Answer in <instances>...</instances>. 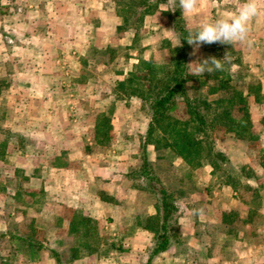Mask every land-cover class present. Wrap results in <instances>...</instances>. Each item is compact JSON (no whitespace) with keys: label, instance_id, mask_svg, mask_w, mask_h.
Segmentation results:
<instances>
[{"label":"crops","instance_id":"obj_1","mask_svg":"<svg viewBox=\"0 0 264 264\" xmlns=\"http://www.w3.org/2000/svg\"><path fill=\"white\" fill-rule=\"evenodd\" d=\"M172 2L0 0V236L5 239L0 245L2 263L132 264L123 259L126 253L134 259L144 258L146 264L154 230L144 223L159 214L157 205H147L146 211L136 216L140 221L129 231V242L108 243L107 253H100L104 242L98 241L90 249L89 241L83 237L87 230L71 228L69 224L73 215L81 222L88 221L98 210L114 207L115 197L111 199L109 195L116 194V187L122 186L121 180L132 166L117 159L106 161L98 139L101 117L107 119L113 128L110 131L120 138L117 123L132 119L135 106L142 99L132 92L117 93L116 83L125 80L128 64L138 60L139 48L134 43L141 27L159 26L167 34H175L171 15L167 22L152 21L157 3V8L171 9ZM244 2L200 0L195 14H181L185 27L193 29L203 19L209 22L235 13ZM259 3L261 13L251 23L254 57L245 70L249 79L255 78L259 83L258 97L248 90L247 99L261 108L260 115L254 117L250 113V118L256 120L260 134H264V0ZM134 13L142 15L140 23ZM153 31L149 29L148 33ZM117 48L126 50L125 67L114 70L112 66L120 58L115 53ZM144 49L145 57L148 48ZM105 51H109V58L99 59L97 53ZM145 129L136 130L143 133ZM255 170L264 171V163L259 162ZM211 171L208 177L216 178L218 175L213 176ZM250 177L245 182L252 186L253 194L261 191L256 188L257 177ZM235 187L232 181L219 179L209 194L189 192L190 197L184 193L182 199H174L178 206V235L149 264H188L186 258L191 253L190 264H205L203 260L213 264L217 257L211 255L210 249H225L228 245L236 250L238 258L232 259L233 253L231 260L218 264H264V238L254 240L258 233L264 237L263 226L252 224L250 208L254 195L250 193L240 200L233 196L239 189ZM222 190L231 193L237 206L246 208L240 215L245 221L242 231L238 229L240 235L225 227L237 212H230L231 207L223 206L222 198L215 195ZM36 201L50 204V209L63 203L69 214L68 225L64 226L58 224H63L62 214L49 213L54 220L50 240L42 236L48 233L45 222H37L43 207H34ZM195 209H203V215H192ZM258 210L264 212L260 205ZM211 220L218 225L216 242L207 236ZM59 227L72 233L81 231L84 240L63 241L58 235ZM112 234L117 239L125 233L118 229ZM146 236L151 240L144 243L142 238Z\"/></svg>","mask_w":264,"mask_h":264},{"label":"rangeland","instance_id":"obj_2","mask_svg":"<svg viewBox=\"0 0 264 264\" xmlns=\"http://www.w3.org/2000/svg\"><path fill=\"white\" fill-rule=\"evenodd\" d=\"M162 1L163 0L155 2L161 3ZM172 3H175L174 0ZM157 5L158 3L156 4V6H154L155 11H153L154 13L152 21H161L162 23L169 21L170 10L168 12L163 11L164 9L157 8ZM133 16L137 17L136 20H138V22L140 23V18L142 17V15L134 13ZM202 22H204V19L202 20ZM195 28H193V30H195ZM145 29L148 30L145 31ZM149 29H151V31H155L149 34ZM167 33L168 31L165 28H160L159 26L146 28L141 27V29L138 30L137 40L134 43L135 47L139 48V52L137 53V55H139L138 60L131 65L128 64V67L130 66V69L128 70L129 73L126 75L125 80H123V84L116 83V88L117 93L124 94L130 92L132 89H136L138 91L143 90L145 92L143 93L144 97H140L142 99L141 103L136 104L135 113H133L132 119L128 121L122 120L121 122L117 123V127L121 132L120 138H117V135H115L113 131H110L112 127L111 125H109L107 119L101 117L103 122L99 127L100 137L98 139L100 140L99 146L101 149H103V155L106 159H108L106 161L117 159L124 164H128L129 166L138 168L142 160L143 147L147 146V157L151 161L150 172H152V174H155L158 179L162 180L164 186L172 193V196L175 200H177V198H183L184 193L187 194V197H190L191 192L194 193V195H205V193L209 194V191L211 190V188H213L214 184L218 183L219 179H227L229 182L232 181V183H234V187L236 186L235 189L239 188L237 194L233 193V196H239L240 200L242 197L248 198V195L250 193L253 194V190L252 186L248 185V183L245 182V179L253 175L255 176V178L257 177V180L255 179V181H258L259 183V186L255 187L261 191H256L253 194L254 196L252 197L253 208H250L252 216H254L252 224L256 226H263L264 228V212H258L259 205L261 206V208H264V171L259 172L255 170L259 162L263 163L262 154L264 149V134H260L259 126L258 123H256V120L253 122V120L251 119V122L249 124H247L246 121L243 122L245 123V125H247V127L243 129L244 131H242V135L237 136V131L241 128V125L236 121L243 115L244 109L239 108L241 105L240 96L234 95L232 91H241L242 89V93L245 94L247 83L250 82L254 85L258 83L255 78L253 79L250 77L249 79V75L248 77L243 78L245 76V69L244 72L240 74L236 71L233 73L231 79L228 81V90L217 87L216 90L211 92L209 91V88H211L212 86L215 88L218 84L217 80L214 77H204L203 75L197 77L189 74L191 67H193L196 63L195 61L202 60L201 56H199L201 53V47H199L198 50L195 51V53H192L189 58L188 71L186 73L187 97H176L169 105L167 115L169 117L180 118L183 121L188 120L192 116L189 107H187L188 102H190V105L195 104L199 108L201 113L207 115L208 124L204 130L199 131L204 140L201 146L203 147V152L201 153L200 157L195 159V161H197L200 158V161L202 162L201 165H187V162L184 159L180 158V156L175 155L173 150H166L164 147H161L159 143L158 144L161 148L157 149L152 143H148L147 145H145L146 129L143 133L136 130L143 127L147 128L148 121L150 120L151 110L149 101L150 98H148V95H153V93L157 91V85H154L155 78L164 77L170 72V69L172 68L171 61L174 56L173 49L178 44L179 38L176 32L175 34ZM251 33L253 32L250 31V34ZM213 45L215 51H219L220 54L227 53L228 56L230 55L231 58L234 59V62H241V67L246 68L247 66V68H249V64L254 57H252V49L253 47H255V43L252 47H248L246 44L241 43H236L230 46H226V44L220 43H213ZM145 46L148 49H146L147 55L144 57ZM226 50H228V52H226ZM108 52L109 51H105L104 53H97V55L99 56L98 58H109ZM115 53L118 54L117 56L120 58L117 60V65L112 66V69L117 70L121 67H125L123 61L125 60L124 58H126V50L124 48H117ZM256 54L258 56L257 51ZM254 59L257 60V58ZM235 67V64L229 65L230 70L235 69ZM237 69L239 70V67ZM148 72L150 73V75H145ZM143 76H147L146 78L148 80L146 79V81ZM255 76H257V74H255ZM96 82L98 81L95 80L94 83ZM262 98H264V96ZM246 102L248 104L247 109L254 115V117L260 115L261 108H259V111L258 103L252 101V99H250V101L249 99H247ZM225 111H227L228 114H225ZM165 121H167V118L165 119ZM195 123L196 122H192L193 125ZM154 127V138L150 139H157L158 137L164 135L160 132V128H158V126L155 125ZM133 131L135 133H133ZM165 135L168 136V140L171 138L169 134ZM210 146L212 148H209ZM209 149H211V154L212 152L214 153L218 150L223 151L226 160L229 161H226L225 164L221 165L218 163L222 160L213 156V161L217 163V166L215 167V171L212 170L210 164L208 163V157L211 154L209 155L208 153L207 155L206 153V151ZM132 167L127 170L126 177L121 180L122 186L116 187V194L114 196L109 195L111 199L115 197L113 208H105L104 210L101 209L102 212L101 210H98V212L94 213V217L89 219L88 221L84 220L81 222L79 221L80 219L77 215H73L72 221L69 224V227L71 228L83 227L84 231L87 230L86 235L83 236L85 241H89L91 244L96 243V241L97 243L98 241L99 243L104 242L103 248H101L100 250L101 254L102 252L104 253L108 250L105 246L108 243H115L119 241H121V243L129 242L131 240V238L129 237V231L133 230V228L140 221L136 216L139 213H144L147 209V205H156V203H158L157 192L152 187L147 186V181H145V179L143 180L138 178H130L128 172L131 171V169H134ZM210 171L212 172L213 176H218L216 178H212L211 176L208 177ZM202 178L204 180H202ZM251 178L253 177H250V179ZM252 185L254 186L256 184ZM218 187L221 188V186ZM212 193L215 192L212 191ZM217 193L218 194L215 195H218L222 198L223 206L225 205L226 207H231L230 212L233 211L232 209H236L237 212L236 216L231 217V221L228 222L225 227L233 228L236 232H239L240 235L241 233L239 230L242 231L243 225H245V221H242L240 215L242 213L244 214L246 208L237 206L230 192L227 193L223 192L222 190L221 193ZM217 205H220V203H217ZM33 206L43 207V209H41L43 214L38 218L37 222L41 224L42 222H45V225L43 226L48 235H42L44 238H49V240L51 239V237L53 238V236L49 233V230L52 228V222H54V220L50 218L49 215L51 211L53 213L58 212L59 215L62 214L64 216L63 224H60V221L58 223L59 225H68L67 218L69 214H67L65 205L63 203H59L56 209H50L51 205L43 201H36L35 203H33ZM186 214L189 215L190 212ZM96 215L97 218L95 217ZM177 221L178 213L174 215V221L172 222V226L176 231V236L178 235L179 231V224ZM217 228L218 225L216 224V222L211 220L207 228L210 233L207 234V236L213 237V239H215V242L219 237L217 236ZM61 229L62 228L59 227L58 230L60 232L58 233V235L62 237L61 239H63V241H67L68 243H72V241H81L82 237L80 234L81 231H79V229L74 230L79 231L78 233L66 231V228L62 230ZM118 229L125 233L123 234L124 238L119 237L115 239V236L112 234V232ZM54 235L55 237H57L56 234ZM2 237L0 236V245L5 242V239H3ZM263 238L264 237L258 233V235L254 237V240H263ZM150 240L151 239H149V236L142 238V241L144 243L149 242ZM229 247L230 245H228L227 248L225 247V249H218V247L216 248V250H213V248L210 249L211 251H213V254L211 255L217 257L216 260H213V264H218L219 261L222 262L223 260L227 261V259L231 260V256L233 253L235 257L232 259L238 258L236 250H233ZM231 247L233 246L231 245ZM180 252L182 251L180 250ZM189 255L190 256L186 258L188 264L191 263L190 258L193 257L192 253ZM123 259L131 262L132 264H143L144 260V258L141 259V257L138 259H134V257L129 256L126 253H124ZM203 263L207 264L206 260H203ZM8 264L13 263L9 262Z\"/></svg>","mask_w":264,"mask_h":264},{"label":"trees","instance_id":"obj_3","mask_svg":"<svg viewBox=\"0 0 264 264\" xmlns=\"http://www.w3.org/2000/svg\"><path fill=\"white\" fill-rule=\"evenodd\" d=\"M174 2V4L172 3V8L175 7V11L170 10V15L173 21V28L179 38L178 44L181 42V45L175 46V48L173 49L174 56L171 61L172 68L170 69V72L164 77L155 78L154 85H157V91H155L153 95H148V98H150L149 101L151 116L145 131V145H147L148 143H152L154 144L156 149L161 147H164L166 150L171 149L173 150L175 155L180 156V158L184 159L187 162V165L199 166L202 164L200 158L197 161H195V159L201 156V153L203 152V147L201 146L204 141L203 136H201L199 131L204 130L206 128L208 124L207 115L201 113L199 108L195 104L190 105V102H188L187 107H189L192 118L190 117L188 120L183 121L180 118L169 117L167 115L169 105L176 97H187L186 73L188 71L189 58L193 53V46L189 45L187 41L184 40L185 37L188 35L189 29L185 27L184 20L181 14V9L178 5V0H174ZM226 46L230 45L226 44ZM200 47L201 53L199 56H201V59H206L213 56L218 59H222L226 54H220L219 51H215L213 44H210L209 46L208 44H203ZM226 52H228V50H226ZM231 64H235L236 67L238 66L239 70L237 69L238 67H235V69L230 70L229 65L226 64V71H216L211 74L203 75L204 77H214L217 80L218 84L216 85V87L214 88L212 86L211 88H209V91L212 92L216 90L217 87H220L224 90H228V81L231 79L233 73L235 71L239 74L244 72L245 68L241 67V62H234V59H232ZM145 75L149 76L150 73L148 72ZM244 75L245 76L243 78H246L248 75L247 71H245ZM147 76H143V78L146 80ZM118 83L123 84V81H118ZM248 90L254 92L255 95L258 97L259 83H257L256 85L250 82L247 83L245 94L242 93V89L241 91H232L234 95L240 96L241 105L239 108L244 109L243 115L236 121L238 124L240 123L241 125V128L237 131V136L242 135L241 133L242 131H244L243 129L247 127V125H245V123L243 122L246 121L247 124L251 122L250 112L247 109L248 104L246 102L247 95L249 93ZM130 92L142 98L144 97L143 93H145L143 90L138 91L136 89H132ZM225 114H228L227 111H225ZM166 118L167 121H165ZM192 122L196 123L193 125ZM155 125L160 128V132L164 135L158 137L157 139H150L154 138L153 132L155 129ZM165 134H169L171 138L169 137L170 139L168 140V136ZM158 143L161 145V147ZM209 148L212 147L210 146ZM206 153L207 155L208 153L210 155L211 149L207 150ZM213 156L222 160L218 163L221 165L225 164L226 161H229L226 160L223 151L218 150L217 152H212V154L208 157V163L213 166L214 171L215 167L217 166V163L213 161ZM262 158L264 163V149ZM150 164L151 161L147 157V146H144L142 160L139 164V167L134 168L133 170L131 169V171L128 172L130 178H138L143 180L145 179V181H147V186L152 187L157 192L158 196V203H156V205L158 207L159 214H156L154 217H152V219H148L147 223H144V226H149L154 230L153 244L150 247L146 264H149L155 255L168 249L172 241L175 239L176 231L172 226V222L174 221V215L178 211V206L175 203L172 193L164 186L162 180L158 179L155 174H152V172H150ZM84 235H86V233H84ZM88 245L90 249H92L95 243L91 244L90 242H88ZM53 252L56 258L59 260L60 257L58 253L56 251ZM0 264L5 263H2V261L0 260Z\"/></svg>","mask_w":264,"mask_h":264},{"label":"clouds","instance_id":"obj_4","mask_svg":"<svg viewBox=\"0 0 264 264\" xmlns=\"http://www.w3.org/2000/svg\"><path fill=\"white\" fill-rule=\"evenodd\" d=\"M199 3L200 0H178L179 8L185 16L195 14ZM169 10L175 11V7L164 9L163 11ZM260 13L259 0H245L235 13L215 19L214 21L203 22L195 30L189 29L188 35L184 40L193 46V53L203 44L220 43L234 45L241 43L252 47L255 40L250 38L251 23ZM180 45L181 42L176 46ZM195 62L189 74L200 77L216 71H226L225 66L232 63V58L226 53L222 59L213 56ZM192 215H203V209L193 210Z\"/></svg>","mask_w":264,"mask_h":264}]
</instances>
